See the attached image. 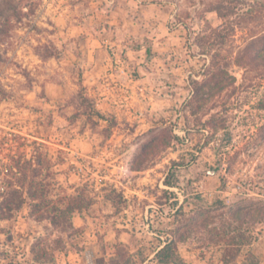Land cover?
<instances>
[{"label":"rangeland","instance_id":"rangeland-1","mask_svg":"<svg viewBox=\"0 0 264 264\" xmlns=\"http://www.w3.org/2000/svg\"><path fill=\"white\" fill-rule=\"evenodd\" d=\"M5 16L0 190L11 155L42 150L57 193L85 183L95 200L66 231L30 217L28 201L0 218V264H32V248L45 251L43 264H94L116 241L130 264H157L174 209L197 215L215 200L225 206L207 227L191 225L178 247L189 264H225L207 228L228 207L264 202V66L246 55L264 37V0H0ZM214 54L222 72L210 66ZM193 79L203 83L197 92ZM109 193L125 203L115 208ZM246 226L264 264V221Z\"/></svg>","mask_w":264,"mask_h":264},{"label":"trees","instance_id":"trees-1","mask_svg":"<svg viewBox=\"0 0 264 264\" xmlns=\"http://www.w3.org/2000/svg\"><path fill=\"white\" fill-rule=\"evenodd\" d=\"M217 11L218 8H217ZM224 17L221 12H219ZM251 15V11H250ZM2 22H9L8 16L3 17ZM225 22L214 30L223 28ZM4 29L0 28V33H4ZM219 34V33H218ZM250 62L264 66V37L262 41L246 53ZM228 61L224 66L228 65ZM245 62H241L243 64ZM217 54H214L210 61V66L215 68L217 72H222L219 67ZM192 81V90L199 91L203 83L199 80ZM80 102L83 107L95 113L98 117H103L98 111L94 110L91 100L88 96L80 94ZM259 108H264V100L258 102ZM260 133L264 140V119L260 126ZM10 163L6 167V175L9 181L6 182L0 190V218L8 219L14 216L16 212L29 202V216L36 220H45L54 227L61 228L66 231L73 228V217L76 213L87 210L94 203V195L87 184H82L73 188L72 192L62 189L61 193H57V183L54 181L55 172L52 170V162L47 153L39 150L34 157L27 158L24 153L11 155ZM174 166L182 165L181 161H173ZM175 168V167H174ZM173 171L168 172L163 183L169 187L175 186L177 180L172 179ZM59 188V187H58ZM115 193L114 189H111ZM171 199L172 191L166 189L163 191ZM115 208H120L121 203H125L122 197L115 194H107ZM120 203V204H119ZM177 205V202H172ZM225 204L221 200H215L210 206L200 208L197 215H188L183 206L179 205L174 209L171 219V227L164 231V238L154 249L152 259L157 264H189L181 256L179 252V243L183 241L189 232L191 225L198 224L204 227L208 226L206 220L210 216V212L224 207ZM250 222L264 221V202H247L235 207H228L227 216L216 226L207 228V238L211 245L220 246V260L222 263L231 264L236 262L237 258L242 255L244 247L247 249L242 255L241 264H258L260 262L250 249L253 240L252 234L246 224ZM127 231V230H125ZM57 250H62L64 245L60 239L56 240ZM114 254L109 258L105 256L96 258L94 264H130L132 258L128 252V246L120 241H116L113 245ZM32 264L39 262L46 255L44 250H30ZM47 259V258H46Z\"/></svg>","mask_w":264,"mask_h":264},{"label":"crops","instance_id":"crops-1","mask_svg":"<svg viewBox=\"0 0 264 264\" xmlns=\"http://www.w3.org/2000/svg\"><path fill=\"white\" fill-rule=\"evenodd\" d=\"M92 264V263H91Z\"/></svg>","mask_w":264,"mask_h":264}]
</instances>
